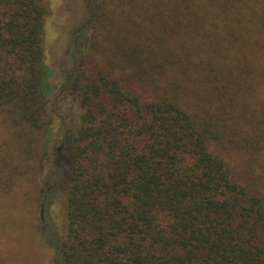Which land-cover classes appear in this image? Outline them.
Segmentation results:
<instances>
[{
	"label": "trees",
	"instance_id": "1",
	"mask_svg": "<svg viewBox=\"0 0 264 264\" xmlns=\"http://www.w3.org/2000/svg\"><path fill=\"white\" fill-rule=\"evenodd\" d=\"M95 1L86 58L51 96L47 0H0L1 195L31 168L3 150L38 155L59 120L62 264H264V0Z\"/></svg>",
	"mask_w": 264,
	"mask_h": 264
},
{
	"label": "rangeland",
	"instance_id": "2",
	"mask_svg": "<svg viewBox=\"0 0 264 264\" xmlns=\"http://www.w3.org/2000/svg\"><path fill=\"white\" fill-rule=\"evenodd\" d=\"M47 3L48 16L44 29L45 51L46 64L52 70L50 80L52 96L57 88L60 91L62 86L67 87L66 82L75 67V62H84L88 49L86 33L90 34L92 23L87 24V21L91 19L88 5L90 0H47ZM81 28L83 34L79 33ZM80 101L84 100L80 98ZM74 102L76 107L81 104L76 100ZM58 122L53 128V136L50 134V129L37 133L39 142L33 146V149L35 153L40 151L38 155L31 153L28 156L26 153V156L21 157L20 148L16 151L17 154L12 151L20 146L26 147L24 141L13 145L12 150H3V159L8 161L10 166L17 167L22 160L25 163V160L29 159L31 168L25 175L15 171L12 173L13 177L10 171L2 175V184L5 185L7 193L1 195L0 192L2 196L0 198L2 207L0 264H62L61 256L50 244L54 243L56 235L60 238L64 231L67 206L62 197L63 193L56 188H60L61 185L65 187V190L67 188L69 178L67 173L71 165L72 152L66 144L64 145L65 127L61 125V121ZM71 129H74L73 126ZM6 139L10 140L7 137ZM52 171L56 172L54 176ZM9 181L13 183L12 187L5 184ZM50 186H56L51 211L49 205H44L45 210H43L41 204L43 190L49 189ZM46 209H49V218L56 227V229H47V235L43 231L45 223L42 219L47 215Z\"/></svg>",
	"mask_w": 264,
	"mask_h": 264
}]
</instances>
